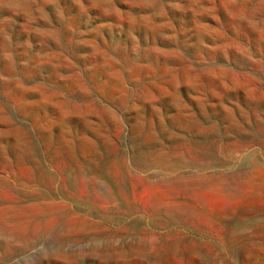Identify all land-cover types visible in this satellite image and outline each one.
Listing matches in <instances>:
<instances>
[{
    "label": "rangeland",
    "instance_id": "obj_1",
    "mask_svg": "<svg viewBox=\"0 0 264 264\" xmlns=\"http://www.w3.org/2000/svg\"><path fill=\"white\" fill-rule=\"evenodd\" d=\"M0 228V264H264V0H0Z\"/></svg>",
    "mask_w": 264,
    "mask_h": 264
},
{
    "label": "bare ground",
    "instance_id": "obj_2",
    "mask_svg": "<svg viewBox=\"0 0 264 264\" xmlns=\"http://www.w3.org/2000/svg\"><path fill=\"white\" fill-rule=\"evenodd\" d=\"M3 210V209H2ZM66 210V209H65ZM6 220V219H5ZM64 222V221H63ZM67 223V222H66ZM83 226V225H82ZM78 227V226H77ZM70 228V227H69ZM65 229L66 228H64V227H57L54 231H52V232H48V231H43V232H41V233H39L37 236H36V243L38 242H40V243H43V244H45V243H51L53 246L50 248V249H47V250H44V251H42V252H40L39 254H38V258L40 257V258H42V257H44V258H48V257H54V256H58V255H60V254H63V256H65V257H68V256H72L71 254H73V253H75V251H76V249H74V245H75V242H77L76 240H69V242L71 243L72 242V246L69 248L68 247V249H66L67 247H65L64 246V242L62 241L63 240V238H62V234H63V232H65ZM74 229V228H73ZM98 229V228H97ZM77 230V229H76ZM9 231V230H8ZM6 229H4V228H0V245L2 246V245H5L6 247V249H7V246H9V245H14V246H17V245H20L21 244V240L18 238V237H16L15 235H13L11 232L9 233ZM69 233V232H68ZM67 233V234H68ZM108 233V232H107ZM116 233V232H115ZM71 234V233H70ZM113 234V233H112ZM111 234V235H112ZM65 235V234H64ZM69 235V234H68ZM67 235V236H68ZM116 235V234H115ZM66 236V237H67ZM64 237V236H63ZM65 237V238H66ZM108 237V236H107ZM106 237V238H107ZM65 238H64V240H65ZM105 238V239H106ZM25 240H27L26 238H25ZM31 241H33V239L31 240ZM96 241V239L95 240H89V242H88V245L87 246H81L82 247V249L80 248L79 250H78V252L79 253H85V255H91V256H93V255H95L96 256V254H98V252L99 251H101L100 250V248H99V245H98V241H97V243L95 242ZM95 242V243H94ZM23 244H24V242H22ZM68 243V242H67ZM22 244V245H23ZM25 244H26V241H25ZM103 244V243H102ZM21 245V246H22ZM30 245V244H29ZM27 246V245H26ZM18 247V246H17ZM23 247V246H22ZM4 248V249H5ZM10 248V247H9ZM12 248V247H11ZM15 248V247H14ZM5 249V250H6ZM18 249V248H17ZM24 249H26V247L24 248ZM10 250V249H9ZM15 251V250H14ZM16 253V252H15ZM77 253V252H76ZM10 254V253H9ZM14 254V253H13ZM3 258V257H2ZM1 258V259H2Z\"/></svg>",
    "mask_w": 264,
    "mask_h": 264
}]
</instances>
